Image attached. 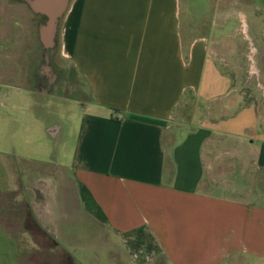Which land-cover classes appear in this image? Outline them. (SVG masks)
<instances>
[{
    "label": "crops",
    "instance_id": "1",
    "mask_svg": "<svg viewBox=\"0 0 264 264\" xmlns=\"http://www.w3.org/2000/svg\"><path fill=\"white\" fill-rule=\"evenodd\" d=\"M20 1L68 72L36 74V97L3 93L0 264H264V115L236 88L220 38L237 9L68 0L51 33L56 0ZM62 79L80 109L48 139L37 96Z\"/></svg>",
    "mask_w": 264,
    "mask_h": 264
},
{
    "label": "rangeland",
    "instance_id": "2",
    "mask_svg": "<svg viewBox=\"0 0 264 264\" xmlns=\"http://www.w3.org/2000/svg\"><path fill=\"white\" fill-rule=\"evenodd\" d=\"M218 3L222 10L237 9L235 11L237 17L231 14L229 26L224 32H220L222 43L228 45L232 53L227 60L234 61L229 67L236 79L234 81L236 88L242 92L247 103L262 108L264 115V0H220ZM255 7L262 8L260 17L254 13ZM240 12L246 14L250 24L257 19L259 29L255 30L253 25L251 29H247ZM43 22L42 16L34 14L32 9L21 4L20 0H0V92L2 93L0 94V127H2L0 130L2 131L5 130L8 112L11 110V103L7 102L3 95L5 91L16 89L15 87L20 88L22 85L33 91L36 97L38 95L37 83H39L36 81V74L51 80L53 76L57 77V74L67 76L68 66L53 65V56H55L58 44L55 53L52 49L47 50L43 47L40 37V26ZM238 47L244 48L243 54ZM253 47L256 50H253ZM248 48L253 53L259 68V71L253 74L248 71L251 65L247 57ZM21 74H28V80L22 81ZM11 78H14V82ZM47 81H45L44 91L49 92L40 94L39 90V96H37L39 109L42 110L38 115L45 122L46 127H51L49 133L46 131V137L53 139L55 128L52 127L56 124L67 123L74 113L71 109L78 110L80 106L69 98L66 80L55 81L54 85L51 81V84ZM39 84L42 85V82ZM15 103L20 107L32 104L21 99ZM187 106V102L182 104L176 113V119L181 120L186 115ZM37 108H34L35 116ZM23 111L19 109L18 116Z\"/></svg>",
    "mask_w": 264,
    "mask_h": 264
},
{
    "label": "water",
    "instance_id": "3",
    "mask_svg": "<svg viewBox=\"0 0 264 264\" xmlns=\"http://www.w3.org/2000/svg\"><path fill=\"white\" fill-rule=\"evenodd\" d=\"M67 1L68 0H56L57 9L55 11H48L49 10V8H48L47 12L49 15V27H50L51 33H53L55 23H56L58 17L61 15L62 10L65 8ZM32 5L37 9L43 8V10H46V9H44L46 4H43V2L41 3V0L33 1Z\"/></svg>",
    "mask_w": 264,
    "mask_h": 264
},
{
    "label": "flooded vegetation",
    "instance_id": "4",
    "mask_svg": "<svg viewBox=\"0 0 264 264\" xmlns=\"http://www.w3.org/2000/svg\"><path fill=\"white\" fill-rule=\"evenodd\" d=\"M21 2V1H20Z\"/></svg>",
    "mask_w": 264,
    "mask_h": 264
}]
</instances>
